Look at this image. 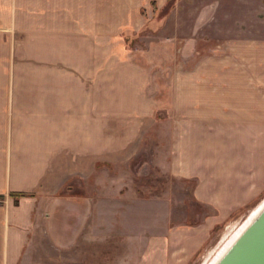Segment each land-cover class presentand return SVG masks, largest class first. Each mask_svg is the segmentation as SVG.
<instances>
[{
	"label": "crops",
	"instance_id": "1",
	"mask_svg": "<svg viewBox=\"0 0 264 264\" xmlns=\"http://www.w3.org/2000/svg\"><path fill=\"white\" fill-rule=\"evenodd\" d=\"M134 1L0 0V264L20 263L42 205L67 182L99 171L98 203L122 189L106 175L137 155L160 108L159 168L193 181L192 200L211 214L165 226L130 264H190L214 226L264 193V132L250 131L264 125V100H252L244 60L235 67L241 55L164 70L156 97L154 69L122 48Z\"/></svg>",
	"mask_w": 264,
	"mask_h": 264
},
{
	"label": "rangeland",
	"instance_id": "2",
	"mask_svg": "<svg viewBox=\"0 0 264 264\" xmlns=\"http://www.w3.org/2000/svg\"><path fill=\"white\" fill-rule=\"evenodd\" d=\"M131 7L138 8L137 20L133 29L120 33L123 52L149 62L156 97H162L164 70L210 68L214 53L233 52L236 58L241 55L235 67L244 60L241 67L251 72L252 100H264V59H255L264 53V0H136ZM162 118L157 109L137 155L118 165L120 172L106 175L117 176L123 187L108 189L103 203H98L100 189L95 188L99 171L85 182H67L44 202L19 264H130L129 257L140 259L144 246L156 243L152 241L162 237L165 226L193 225L211 214L192 200L193 181L174 179L159 168ZM259 129L264 132V125H250L251 132ZM116 191L122 204L114 201ZM263 197L214 226L190 264H202L226 229L243 221Z\"/></svg>",
	"mask_w": 264,
	"mask_h": 264
},
{
	"label": "water",
	"instance_id": "3",
	"mask_svg": "<svg viewBox=\"0 0 264 264\" xmlns=\"http://www.w3.org/2000/svg\"><path fill=\"white\" fill-rule=\"evenodd\" d=\"M252 210L212 264H264V197Z\"/></svg>",
	"mask_w": 264,
	"mask_h": 264
},
{
	"label": "bare ground",
	"instance_id": "4",
	"mask_svg": "<svg viewBox=\"0 0 264 264\" xmlns=\"http://www.w3.org/2000/svg\"><path fill=\"white\" fill-rule=\"evenodd\" d=\"M251 212H254V210L250 211V214H252ZM243 221H241L237 225L233 223L226 229V233L222 236L219 246L216 248V250L213 249L211 252L206 254L207 256L203 259L202 264H212V262L216 260V258L222 252V250L234 238V236L238 234L240 229L243 227V224H242Z\"/></svg>",
	"mask_w": 264,
	"mask_h": 264
},
{
	"label": "trees",
	"instance_id": "5",
	"mask_svg": "<svg viewBox=\"0 0 264 264\" xmlns=\"http://www.w3.org/2000/svg\"><path fill=\"white\" fill-rule=\"evenodd\" d=\"M12 197H14V199H18L20 197H25L27 196L26 194H11Z\"/></svg>",
	"mask_w": 264,
	"mask_h": 264
}]
</instances>
